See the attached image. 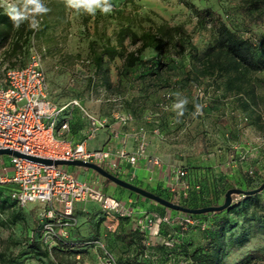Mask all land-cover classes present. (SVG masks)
<instances>
[{
  "label": "rangeland",
  "instance_id": "rangeland-1",
  "mask_svg": "<svg viewBox=\"0 0 264 264\" xmlns=\"http://www.w3.org/2000/svg\"><path fill=\"white\" fill-rule=\"evenodd\" d=\"M186 1L109 0L112 5L110 12L103 13L97 9L95 14H89L68 8L65 0H44L49 12L36 17V29L30 28L27 22L19 28L14 27L5 8L0 6V79L8 67L20 66L28 61L34 48L41 54L49 96L53 101L59 103L78 98L87 108L100 115H112L117 109L131 112L134 114L133 122L152 111L156 114L163 135L154 133V142L169 155V160L197 167L219 164L225 160L230 145L241 140L260 143L264 138V69L253 75L259 103L250 109L243 108L235 91L227 89L225 76L216 80L209 75L198 74L194 66L199 68L202 64L191 57L189 41L202 54L213 42V34L210 26L199 24L197 14ZM189 1L198 8L209 6L216 10L231 27L246 36H255L264 50V23H251L247 27L238 0ZM164 23L182 25L186 34L173 33V39L163 49L148 47L141 53L145 62L126 67L123 57L127 51L139 46L142 31ZM92 41L96 43L97 52L106 49L117 51L113 58L105 54L102 69H98L93 61ZM121 52L123 56L119 55ZM151 63L162 65L161 70L158 68L153 73L155 67ZM165 90L173 91L179 100L188 101L183 116L177 117L178 110L158 107L157 101ZM75 116L83 118L79 109L73 118ZM114 126L122 129L123 122L114 121ZM79 130L74 135L81 138L82 127ZM87 144L89 149L101 147L104 136L96 134L88 139ZM159 154L164 156L161 152ZM257 155L255 153L254 157ZM1 158L9 163L10 155L3 154ZM238 166L240 164L232 171H235L233 178L236 184L245 185L247 181L255 179L256 174L249 172L255 168L253 165L235 170ZM67 167L76 174L84 168L78 165ZM230 170L228 167L206 170L209 191L205 189L201 198L203 202L215 198L219 204L223 203L225 187L229 183L224 176L231 175ZM79 177L86 178L105 193L120 198L128 207V212L123 216L108 214L93 199L80 201V205L74 208L75 222L67 227L66 237L80 243L85 241V245L81 246L85 252L64 255L62 264H106L105 248L119 264H135L141 258L145 259L146 264H194L191 257L185 254L183 243H189V251L204 245L207 242L206 231L213 226L212 216L200 219L205 223L204 228L196 225L183 228L169 223L158 231L149 230V237L143 242L137 218L150 210L159 212L166 206L152 200V209H144L143 204L138 205L139 208L143 206L142 209H131L122 192L137 195L136 192L121 188L113 181L111 185H115L118 192L108 190L110 180L91 168L86 176L80 172ZM8 191L7 187H0V253L13 259L15 264H49L46 257L29 246L30 234L38 223V204L30 202L21 206L8 197ZM159 193L167 195L166 189L159 190ZM231 218L234 237L244 227L254 223L244 220V216L236 212ZM263 237L260 233L246 245L236 248L229 241L228 230L221 264H264L263 252L256 258L239 262L248 253L263 246ZM7 263L0 261V264Z\"/></svg>",
  "mask_w": 264,
  "mask_h": 264
},
{
  "label": "built area",
  "instance_id": "built-area-1",
  "mask_svg": "<svg viewBox=\"0 0 264 264\" xmlns=\"http://www.w3.org/2000/svg\"><path fill=\"white\" fill-rule=\"evenodd\" d=\"M162 96L160 107L171 108V92L164 91ZM76 109L86 119L87 129L85 140L73 143L65 134L71 129ZM146 117L152 120L153 114L149 113ZM133 119V113L119 109L112 115L97 114L78 98L64 103L53 102L49 96L41 54L34 48L24 65L8 67L0 79V148L8 147L27 155L53 160L81 159L117 172L123 170V161L135 166L146 165L151 170L159 168L164 172L162 178L172 199L179 201L187 196L191 189L188 169L181 164H169L160 155L150 152L144 125L137 129L135 147H127L128 133L114 126V121L129 122ZM105 128L110 130L117 146L89 149L86 140ZM153 132L162 135L159 126H154ZM263 145L264 138L255 144L241 140L232 145L233 150L227 152L219 167L232 169L254 157ZM2 155L0 183L13 185L10 195L19 205L25 206L30 202L38 204L42 240L46 245H52L59 237L68 236L67 227L75 222L73 214L78 201L93 199L108 214L125 215L128 212V207L120 198L105 193L87 179H81L67 165L45 164L13 154L10 155L9 163H6ZM170 221H178L183 226L196 222L192 216L172 218L170 213L159 215L152 210L137 218V224L146 232L152 229L158 231L161 222ZM100 245L104 248V245ZM104 251L106 264H119L112 253L106 248Z\"/></svg>",
  "mask_w": 264,
  "mask_h": 264
},
{
  "label": "trees",
  "instance_id": "trees-1",
  "mask_svg": "<svg viewBox=\"0 0 264 264\" xmlns=\"http://www.w3.org/2000/svg\"><path fill=\"white\" fill-rule=\"evenodd\" d=\"M238 1L239 9L243 14L247 27L251 23H264V0ZM186 3L197 14L199 24L204 27L210 26L213 34V42L202 54L198 52L196 45L189 41L191 57L202 64V67H199L200 69L194 66L195 70H197L198 74L202 73L205 75H209L216 80L219 77L225 76L227 89L235 91L234 93L237 94L243 108L250 109L253 105H258L259 102L254 90L255 85L253 82V75L258 71L264 69V50L260 48V44L257 41V38L252 35L246 36L238 29L231 27V25H229L225 21V19L219 12L209 6L198 8L194 5L193 2L189 0H187ZM173 33H179L183 36L184 34H186V31L182 25L170 26L166 25L165 23L159 25L157 28L149 27L143 30L139 36V46L133 51H127V54L123 57L125 66L130 68L136 66L138 63L145 62L141 58V53L148 47H152L157 50L163 49L167 45V43L173 39ZM91 51L93 54V61L98 69H102L104 65V56L106 53L110 56V58H113L117 54V51H111L108 49H106V51L103 50L97 52L95 41L91 42ZM119 55L123 56V53L121 52L119 53ZM154 64H150L153 68L155 67L154 69H152L153 73L157 71L158 68L161 70L162 65ZM262 81L264 82V80ZM170 92L172 95V99L169 101V104L171 105V108L169 109H172L173 105L179 102V98L175 96L173 91ZM162 99L163 96L157 101V105L159 108H161L159 104ZM172 110L175 111V109ZM149 113L153 114V119L155 120L156 114L150 111L146 113V116ZM245 118L247 119L248 117L246 116ZM154 122V126L160 127L158 121ZM227 148L228 151L233 150L232 145ZM259 152H264V145L260 147ZM184 166L188 169V178L191 182V189L187 196L175 202L189 207H203L207 205L219 204L218 199L215 198L213 200H210L209 202H203V200L201 199L204 196L205 189L209 191V186L207 185L205 179L206 170L208 171V168L214 170L218 169L217 164L215 163L209 167L187 165ZM263 169L264 162L262 167H255L254 169H250L253 171L252 174H256L255 179H253L252 181L249 180L247 181V184L242 185L236 184L234 182L235 178H233L234 172H232V168L229 171L231 172V175L224 176L227 177L229 181V183L225 187V193L229 188L235 186L244 189H252L258 187L264 181V174L263 171H261ZM211 180L212 182H214L213 178ZM3 186L8 188V197L11 198L10 192L13 189V185L9 183H0V187ZM120 187L124 188L122 186ZM166 193L167 195L164 197L174 201L167 189ZM161 206L164 207V205ZM153 211L158 213L159 215L170 213L172 218L188 215L192 216L196 220L194 224H188L186 226L181 225L178 221L161 222V229L165 224L169 223H176L183 228L193 225L204 228L205 223L200 221V219L204 216H212L213 226H211V228L206 231L207 242L204 245H198L194 248V250L189 251V243H183L185 254L191 257L194 264H221V257L224 254V246L227 244L225 237L228 230L230 232L231 238L229 239V241L231 245L236 248L246 245L251 241L253 237H256L260 233L264 236V189L253 194H236L234 195L231 205L223 210L218 211L188 213L180 210L169 209L168 207H164V209H161L159 211L160 213L155 210ZM233 212L242 214L244 216V220L254 222L250 223L247 228L244 227L243 230L235 237L231 231L234 225L231 218ZM37 213L38 223L37 225H34L33 232H31L30 234L29 246L38 254L46 257L49 264H62L64 255H79L85 252L81 248V246L85 245V241L84 243H80L81 241H78L76 239H67V237L57 238L55 243L50 246L44 244L42 240V224L40 221L39 212ZM122 218L123 217H121V219ZM137 226L138 231L142 236L141 240L143 242H146L149 237L147 235V232L138 224ZM131 239H133V235H131ZM138 250H140V248H138ZM262 252L264 253V244L259 249H254L253 251L248 253L239 262L242 263L251 258H256L259 256V254H262ZM0 261L2 263L8 262L7 264H15L13 259L6 257L3 253H0ZM135 264H146V261L145 259L141 258Z\"/></svg>",
  "mask_w": 264,
  "mask_h": 264
},
{
  "label": "crops",
  "instance_id": "crops-1",
  "mask_svg": "<svg viewBox=\"0 0 264 264\" xmlns=\"http://www.w3.org/2000/svg\"><path fill=\"white\" fill-rule=\"evenodd\" d=\"M71 99H73V98H71ZM71 99H69V100H71ZM69 100H67V101H69ZM53 102H55V101H53ZM64 102H66V101H62L59 103H64ZM55 103H58V102H55ZM172 109H174V108L172 107ZM76 110H75V112H76ZM165 110H167V109H165ZM168 110H171V109H168ZM76 116H77V114H76ZM76 116H75V118H76ZM140 117L141 118H136V120L134 122L133 121L123 122L122 131L128 133L127 147L130 149L135 147L137 129L142 125H146L145 127L147 128V134H148V137H147L148 138V148H149L150 152L158 154L160 156H161V154H159V152H161L162 154H164V156H166V157H164V156H161V157L167 163H169V164L175 163V162L169 160V155H167V153L164 152L162 148L156 146V144L154 142L153 127L155 124L154 121H157V119L155 118V120L154 119L148 120L146 118V113H145V115H143V118H142V116H140ZM75 118H73V120H72L70 131H68L65 134V136L68 139H70L73 143L84 141L86 138V129H87V121L84 117L81 118L80 116H78L76 119ZM127 123H129V125ZM134 123H136V125ZM125 124H127V125H125ZM131 124H134L135 126H130ZM80 127H82V130H83V136L81 138L76 137L74 135L75 131H77V130L80 131L79 130ZM96 134H102L104 136V144L98 148H109V147L115 148L117 146V141L111 137V132L109 129L105 128V129L99 130ZM87 142H88V139L86 140V144H87ZM263 162H264V152H259V154L256 157L250 159L249 161L241 162L240 166H238V168L236 167L235 170L236 169L237 170L242 169L243 167H245L247 165L248 166L253 165L254 167L258 168L257 165L260 164L259 167H262ZM122 164H123V170L122 171L117 172V171L112 170V172L115 173L116 175L126 179V180H129V181H131V182H133L139 186H142V187L149 189L151 191H154L156 193H158V191L161 189H166V182L162 178V173H164V172L162 170H160L159 168H155L154 170L153 169L151 170L146 165L141 164V165L135 166V165H132L131 163H129L128 161H123ZM216 164L218 167L220 166L218 163H216ZM89 169L90 168L84 167L82 169V171H80V172H83L84 175L86 176V174L89 173ZM261 171H263V170H261ZM80 172H78V175ZM81 179H83V178H81ZM84 179H86V178H84ZM111 182L112 181L110 180V184H107L108 190H110L112 192H115V191L118 192L115 185H113V186L111 185ZM122 194L125 195L124 197H126V198H124V199H126V201H127L126 204L128 206L132 207L131 209L139 208L138 205H140V204L144 205V209L145 208L152 209V206L154 203L151 199H146L144 197H141L142 195H140L138 193H136L137 195H130V193H127L125 191V192H122ZM79 203H80V201H78L75 204V207L77 205H80ZM142 208H143V206H140L139 209H142Z\"/></svg>",
  "mask_w": 264,
  "mask_h": 264
},
{
  "label": "water",
  "instance_id": "water-1",
  "mask_svg": "<svg viewBox=\"0 0 264 264\" xmlns=\"http://www.w3.org/2000/svg\"><path fill=\"white\" fill-rule=\"evenodd\" d=\"M1 154H13V155H19V156H23L26 158H29L33 161H38V162H42L45 164H64V165H78V166H83V167H87V168H91L95 171H97L98 173H100L101 175L105 176L106 178H108L109 180L115 182L116 184L127 188L133 192H136L146 198H149L151 200H154L158 203H160L161 205H164L166 207H168L169 209H174V210H180L183 212H188V213H204V212H209V211H218V210H223L225 208H227L229 205L232 204L233 202V198L235 194H253L255 192L261 191L262 189H264V181L255 188L252 189H244L241 187H231L229 188L224 196V201L221 204H216V205H207V206H203V207H189L186 205H183L181 203L172 201L154 191H151L149 189H146L142 186H139L129 180H126L118 175H116L115 173H113L112 171L108 170L107 168L103 167L102 165L95 163V162H90V161H84L81 159H77V160H53L50 158H43V157H39V156H32V155H27L24 153H21L17 150H14L12 148H0V155Z\"/></svg>",
  "mask_w": 264,
  "mask_h": 264
},
{
  "label": "clouds",
  "instance_id": "clouds-1",
  "mask_svg": "<svg viewBox=\"0 0 264 264\" xmlns=\"http://www.w3.org/2000/svg\"><path fill=\"white\" fill-rule=\"evenodd\" d=\"M65 4L68 8L77 12L83 10L89 14H95L97 9L103 13H108L112 10L109 0H65ZM0 6L5 8L16 28L27 22L30 28L36 29L38 27L36 17L49 12L44 0H11V2L9 0H0ZM187 102L186 99H181L173 105V108L178 110L177 117L183 116L184 106Z\"/></svg>",
  "mask_w": 264,
  "mask_h": 264
}]
</instances>
